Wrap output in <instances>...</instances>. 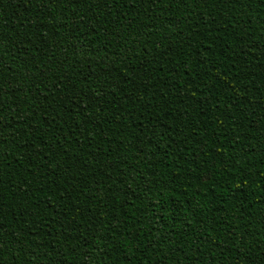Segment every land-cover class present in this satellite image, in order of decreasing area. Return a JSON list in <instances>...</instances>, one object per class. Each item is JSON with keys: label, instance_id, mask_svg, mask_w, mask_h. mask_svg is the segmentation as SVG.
<instances>
[{"label": "trees", "instance_id": "obj_1", "mask_svg": "<svg viewBox=\"0 0 264 264\" xmlns=\"http://www.w3.org/2000/svg\"><path fill=\"white\" fill-rule=\"evenodd\" d=\"M0 264H264V0H0Z\"/></svg>", "mask_w": 264, "mask_h": 264}]
</instances>
